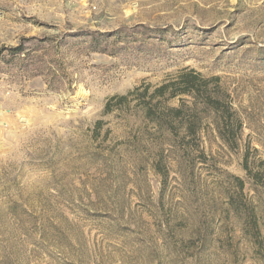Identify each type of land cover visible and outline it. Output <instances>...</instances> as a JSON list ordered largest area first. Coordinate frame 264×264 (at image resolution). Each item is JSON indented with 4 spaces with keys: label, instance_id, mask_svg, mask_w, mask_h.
<instances>
[{
    "label": "rangeland",
    "instance_id": "obj_1",
    "mask_svg": "<svg viewBox=\"0 0 264 264\" xmlns=\"http://www.w3.org/2000/svg\"><path fill=\"white\" fill-rule=\"evenodd\" d=\"M184 68L236 148L104 113ZM0 264H264V0H0Z\"/></svg>",
    "mask_w": 264,
    "mask_h": 264
},
{
    "label": "trees",
    "instance_id": "obj_2",
    "mask_svg": "<svg viewBox=\"0 0 264 264\" xmlns=\"http://www.w3.org/2000/svg\"><path fill=\"white\" fill-rule=\"evenodd\" d=\"M218 81V78H212ZM209 79L188 68L178 70L169 75L161 84L151 87L143 85L136 87L125 95L111 97L104 107V113L113 111V107L123 109L128 106L129 97L133 96L136 105L140 107L144 118L161 134L166 133L170 138L173 149L182 153L198 151L200 148L199 133L202 128V117L212 120L211 130L215 131L220 140L230 149L236 148L235 134L240 129V123L230 112L224 98L209 90ZM152 88V91L150 89ZM189 98L190 100H186ZM177 99L176 106L167 103ZM189 101V102H187ZM112 102L115 104L112 105ZM206 123V127L211 124ZM101 122L97 121L93 131L97 133ZM239 188L243 183L239 181Z\"/></svg>",
    "mask_w": 264,
    "mask_h": 264
}]
</instances>
